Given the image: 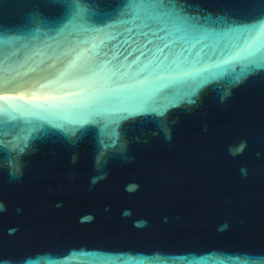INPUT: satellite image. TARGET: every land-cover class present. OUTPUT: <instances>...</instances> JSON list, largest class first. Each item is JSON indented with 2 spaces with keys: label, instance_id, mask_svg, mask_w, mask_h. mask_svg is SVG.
<instances>
[{
  "label": "water",
  "instance_id": "1",
  "mask_svg": "<svg viewBox=\"0 0 264 264\" xmlns=\"http://www.w3.org/2000/svg\"><path fill=\"white\" fill-rule=\"evenodd\" d=\"M173 2L0 0V264H264V0Z\"/></svg>",
  "mask_w": 264,
  "mask_h": 264
},
{
  "label": "snow or ice",
  "instance_id": "2",
  "mask_svg": "<svg viewBox=\"0 0 264 264\" xmlns=\"http://www.w3.org/2000/svg\"><path fill=\"white\" fill-rule=\"evenodd\" d=\"M127 11L124 13V15L130 16L133 18V22L136 20L140 21V24L145 27L149 28V31H154L152 28V25H160L164 24L167 25L169 22H172L174 19H179V10L177 9V5L173 2V0H129V3L126 4ZM258 29H264V23H256V24H249L244 26V30L249 33H256ZM155 30L162 31V28H158ZM98 31V30H97ZM127 31H131V29H127ZM141 35L147 36V33H141ZM84 43H90L89 41H85ZM148 43H151V41H148ZM255 43V39H253L252 42L249 43L248 47L244 49L245 52H247L248 56H252V52L248 49L253 46ZM91 48L94 50L98 47L97 44L91 43ZM164 47H167V45H164ZM138 49H134V51H137ZM89 49L85 48L81 51H76L75 49H69V52H75L74 58L69 61L68 67H71L74 65L77 61L81 60L82 57H84L85 53L88 52ZM157 52H162L163 49L157 47ZM128 55H132V52H129ZM140 55H144L143 52L140 53ZM239 55V54H237ZM231 58V57H230ZM88 61H95L98 59V57L93 53L89 57L86 58ZM113 59H115V56H113ZM125 60H127V57H125ZM139 60V57H136L135 60L132 61L133 64H135ZM228 61H224V63H227ZM111 61L103 60L100 61L96 67L99 69V71H105L106 66L110 64ZM151 63V61H149ZM255 60H249V64L253 65L255 64ZM147 67V65H143L138 68V72L144 71V69ZM131 65H125L124 63H120L118 66H113L112 69H107L108 71L112 72V75H124L125 73L121 72V69H127L130 70ZM67 71V69L65 70ZM63 75V73L61 74ZM191 102V101H190ZM21 152L24 151L23 148L20 149Z\"/></svg>",
  "mask_w": 264,
  "mask_h": 264
},
{
  "label": "clouds",
  "instance_id": "3",
  "mask_svg": "<svg viewBox=\"0 0 264 264\" xmlns=\"http://www.w3.org/2000/svg\"><path fill=\"white\" fill-rule=\"evenodd\" d=\"M242 171H243V170H242ZM226 227H227V224L225 223L224 225H221V226H220V229H219V230L222 231V230H224Z\"/></svg>",
  "mask_w": 264,
  "mask_h": 264
}]
</instances>
